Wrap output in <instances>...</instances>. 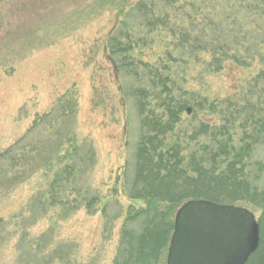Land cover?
Wrapping results in <instances>:
<instances>
[{
	"label": "rangeland",
	"instance_id": "1",
	"mask_svg": "<svg viewBox=\"0 0 264 264\" xmlns=\"http://www.w3.org/2000/svg\"><path fill=\"white\" fill-rule=\"evenodd\" d=\"M143 1L154 6L156 18L137 9ZM263 6L260 0H0V153L27 137L20 147L30 144L29 159L40 164L38 146L53 154L66 126L74 138L59 149L62 166L54 162L51 170L29 171L27 177H0V264H118L130 208L145 206L126 190L141 135L129 88L159 80L143 69L155 66L174 87L171 95L187 104L190 113L168 134L167 148L180 142L188 148L183 155L202 144L212 148L209 135L198 137L199 127L225 121L231 127L236 120V134L228 133L238 146L244 120L258 108L264 115ZM112 38L126 43L127 53L112 54ZM213 47L218 56L229 55L219 70L210 66ZM123 55L127 66L117 63ZM68 102L76 105V116L60 125L61 133L57 125L35 123ZM251 161L264 166V144L254 148ZM68 164L75 165L76 187L86 198L96 197L94 208L39 206ZM2 166L13 167L10 161ZM73 187L66 195L72 199L79 196ZM258 198L221 205L251 211L264 245Z\"/></svg>",
	"mask_w": 264,
	"mask_h": 264
},
{
	"label": "trees",
	"instance_id": "2",
	"mask_svg": "<svg viewBox=\"0 0 264 264\" xmlns=\"http://www.w3.org/2000/svg\"><path fill=\"white\" fill-rule=\"evenodd\" d=\"M260 2L264 3V0ZM137 9L143 12L144 17L156 18L154 6L149 8L146 1ZM259 9L264 13V6ZM251 11L255 9L252 8ZM263 13L260 16L262 18ZM231 34L236 37V45L240 44L239 32L233 29ZM111 46L112 54L115 56L127 53L129 48L126 43L115 38L111 39ZM198 46L201 44L198 43ZM203 46L205 51L206 44ZM217 50L218 48L213 47L208 51L214 55L210 66L215 70H219L222 61L229 56L227 51L223 56H218ZM125 56L123 55V61L117 63L127 66L128 64L123 63L127 60ZM143 66L149 76L153 73L159 80L151 79L147 83L144 82L143 88H129V96L135 102L141 119V135L137 147L135 176L128 179L126 190L131 200H141L145 206L139 210L130 208L121 233L119 246L121 254L118 264H159V260L162 262L163 259L165 264L174 231L175 212L187 201L208 200L220 204H234L250 196L259 197L260 204L264 205V166L251 161L254 148L264 144V115L260 114L261 109L258 108L257 113L249 115L244 120L243 136L238 141V146L232 139L236 134L237 120L231 127L227 125L228 121L213 129V126L204 124V127L202 125L198 129V137L209 135L213 143L212 148L208 147L209 144H202L199 149L183 155L188 148L182 147V143H174L167 148L165 141L168 134L173 132L182 120V114L189 110L186 109L187 104L173 96L174 87L169 86L157 67ZM76 111L75 104L61 103L52 113L41 116L35 123L57 125L59 134L60 125L73 121ZM231 121L234 122V118H231ZM234 130L235 134L231 135ZM64 131L65 136L62 139L58 138L53 154H43L39 146L35 149L40 164L29 159L30 153L26 148L31 150L30 144L20 147V143L27 137L1 152L0 177L3 174V179L27 177L40 168L51 170L54 162L62 166L66 159L61 155V147L74 141L70 126H66ZM18 150L22 151L21 156L17 155ZM3 161H10L13 167L5 171L10 165L3 167ZM20 164H24V170L20 171L17 168L21 167ZM74 175L75 165L71 164L57 171L49 193L50 198L47 202L39 201V206L48 203L50 207L61 206L67 208L69 212L80 207L89 210L94 208L97 203L96 197L86 198L89 195L87 193L86 196L83 195L79 187H76L78 177ZM13 180L15 181V178ZM72 187L79 194L77 198L66 196ZM80 197H84L83 200H79ZM260 246L247 264H264V245Z\"/></svg>",
	"mask_w": 264,
	"mask_h": 264
},
{
	"label": "water",
	"instance_id": "3",
	"mask_svg": "<svg viewBox=\"0 0 264 264\" xmlns=\"http://www.w3.org/2000/svg\"><path fill=\"white\" fill-rule=\"evenodd\" d=\"M259 245L260 227L248 209L191 200L176 214L167 264H247Z\"/></svg>",
	"mask_w": 264,
	"mask_h": 264
}]
</instances>
